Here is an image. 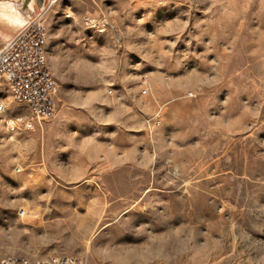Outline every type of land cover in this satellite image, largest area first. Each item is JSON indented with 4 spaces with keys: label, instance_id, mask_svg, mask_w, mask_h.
Masks as SVG:
<instances>
[{
    "label": "rangeland",
    "instance_id": "374dc122",
    "mask_svg": "<svg viewBox=\"0 0 264 264\" xmlns=\"http://www.w3.org/2000/svg\"><path fill=\"white\" fill-rule=\"evenodd\" d=\"M118 1L71 27L66 0H0V44L43 13L57 84L54 116L28 129L8 127L32 114L0 84V260L264 264V0ZM79 51L91 61L68 63ZM102 86L147 105L150 146L122 167L135 171L58 176L57 95Z\"/></svg>",
    "mask_w": 264,
    "mask_h": 264
},
{
    "label": "crops",
    "instance_id": "0c3cea01",
    "mask_svg": "<svg viewBox=\"0 0 264 264\" xmlns=\"http://www.w3.org/2000/svg\"><path fill=\"white\" fill-rule=\"evenodd\" d=\"M66 8L71 10L70 15L61 17L71 27L83 26L82 17L85 14L98 13L99 10L108 11V9L113 16L120 13L118 0H66ZM120 23L121 21L118 20V24ZM124 41L128 42L126 39ZM109 56L123 59L125 56L128 57L129 53L114 55L110 53ZM66 59H71L68 60V63L74 64L91 61L81 55L80 51ZM77 74L82 77L83 73ZM132 88L124 86L121 91L132 92L134 90L137 92L136 87ZM111 93L105 86L93 90H60L57 95V106L60 107L58 117L54 121L45 122L48 135L61 136L59 139H51L54 147L53 153L56 154L52 166L58 176L72 177L90 175L91 173L105 175V173L118 174L122 171H132L133 169H123L122 167L135 165L130 157L144 146L149 148L151 142L148 131L145 128L142 114L138 110L141 107L147 109V105L142 104L143 101L140 97H134V105L128 106L123 102L121 96ZM68 106H76V119L70 120L66 117L67 114L72 113L66 110ZM133 107L134 109H132ZM60 141L61 143H59ZM139 163L143 164L145 161H139ZM138 168L140 171L146 170L144 166ZM54 250L56 249L43 250V253L45 256L54 254ZM37 253L40 252L37 251ZM39 256L44 255L40 254Z\"/></svg>",
    "mask_w": 264,
    "mask_h": 264
},
{
    "label": "built area",
    "instance_id": "2783aa9c",
    "mask_svg": "<svg viewBox=\"0 0 264 264\" xmlns=\"http://www.w3.org/2000/svg\"><path fill=\"white\" fill-rule=\"evenodd\" d=\"M43 13L29 20L13 37L0 44V84L8 85L15 100L30 108L32 117L13 116L7 125L13 129L18 123L28 128L34 121L42 122L54 116L57 84L47 65V26ZM87 20V22H89ZM91 22L89 24H93ZM4 104H0V110ZM0 264H85L73 256L30 259L27 257H4Z\"/></svg>",
    "mask_w": 264,
    "mask_h": 264
},
{
    "label": "bare ground",
    "instance_id": "6f19581e",
    "mask_svg": "<svg viewBox=\"0 0 264 264\" xmlns=\"http://www.w3.org/2000/svg\"><path fill=\"white\" fill-rule=\"evenodd\" d=\"M19 4H20L19 2H16V6H18ZM16 6H15V7H16ZM22 214H23V213H22ZM70 228H73V227H70ZM65 229H66V228H65ZM60 231H63V230L60 229ZM69 231H70V230H69ZM70 232H71V231H70ZM56 233H57V232H56ZM60 235H61V234H60ZM60 235H59V236H60Z\"/></svg>",
    "mask_w": 264,
    "mask_h": 264
},
{
    "label": "water",
    "instance_id": "95a60500",
    "mask_svg": "<svg viewBox=\"0 0 264 264\" xmlns=\"http://www.w3.org/2000/svg\"><path fill=\"white\" fill-rule=\"evenodd\" d=\"M38 1L42 3L43 0H38Z\"/></svg>",
    "mask_w": 264,
    "mask_h": 264
}]
</instances>
